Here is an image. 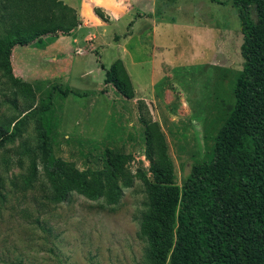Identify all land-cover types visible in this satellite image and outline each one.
Masks as SVG:
<instances>
[{
	"label": "rangeland",
	"instance_id": "374dc122",
	"mask_svg": "<svg viewBox=\"0 0 264 264\" xmlns=\"http://www.w3.org/2000/svg\"><path fill=\"white\" fill-rule=\"evenodd\" d=\"M156 8L167 22L158 47L135 50V63L119 59L126 95L104 82L99 64L110 68L114 50L100 57L81 43L73 53L44 56L46 45L59 36L68 42L70 32L19 45L8 41L13 28L0 25V125L12 130L21 122L20 134L0 149V264H151L139 230L146 154L158 156L164 142L181 186L192 163L210 152L242 69L231 0H157ZM67 86L79 95L63 97ZM41 134L55 156L80 170L102 169L107 155H129L133 183L115 204L75 192L53 201L43 155L22 153L25 144L39 145Z\"/></svg>",
	"mask_w": 264,
	"mask_h": 264
},
{
	"label": "trees",
	"instance_id": "16d2710c",
	"mask_svg": "<svg viewBox=\"0 0 264 264\" xmlns=\"http://www.w3.org/2000/svg\"><path fill=\"white\" fill-rule=\"evenodd\" d=\"M242 33V69L234 88V105L218 128L210 152L192 163L181 186L163 142L158 156L147 152L150 176L139 230L147 242L151 264H264V0H231ZM96 13L102 16L99 10ZM8 24L14 44L26 45L42 35L69 33L79 24L74 8L61 0H0V25ZM5 37V35H4ZM4 37L0 36V48ZM3 38V39H2ZM115 60L104 82L128 94ZM3 64V63H1ZM127 83L128 80H126ZM66 97L75 93L61 89ZM15 103V100L12 101ZM46 109V106H44ZM0 125V149L21 132ZM24 154L43 155V172L55 202L72 193L115 204L133 183L125 164L129 155H107L102 169L80 170L52 152L47 135ZM34 162V160L32 161Z\"/></svg>",
	"mask_w": 264,
	"mask_h": 264
},
{
	"label": "crops",
	"instance_id": "0c3cea01",
	"mask_svg": "<svg viewBox=\"0 0 264 264\" xmlns=\"http://www.w3.org/2000/svg\"><path fill=\"white\" fill-rule=\"evenodd\" d=\"M61 1L76 10L80 24L67 36L70 39L68 42L62 40L65 36H59L46 45L41 50L44 56L71 53L73 50L82 49L81 43H83V50L88 47V51L97 56L101 57L105 49H112L115 52L113 62L121 59L125 64L135 63L134 51L141 52L146 46L158 47L156 44L161 41L160 35L167 25L164 13L158 15L155 11L157 0ZM96 9L101 11L104 19L96 13ZM91 34L94 37L93 41L88 38ZM131 41L134 44H131ZM92 48L98 50L92 51ZM99 64L100 67L102 64L106 68L103 63ZM101 69L105 73L102 67Z\"/></svg>",
	"mask_w": 264,
	"mask_h": 264
}]
</instances>
